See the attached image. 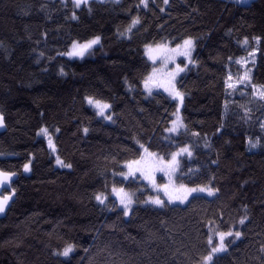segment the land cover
Here are the masks:
<instances>
[{
    "label": "trees",
    "instance_id": "1",
    "mask_svg": "<svg viewBox=\"0 0 264 264\" xmlns=\"http://www.w3.org/2000/svg\"><path fill=\"white\" fill-rule=\"evenodd\" d=\"M96 36L91 56L64 55ZM189 37L194 63L177 80L184 128L168 137L177 101L144 90L145 46ZM244 39L259 49L250 84L263 86L264 0H0V169L17 174L0 264H204L220 232L231 235L210 264H264V98L228 86ZM88 96L108 102L114 121ZM185 145L192 155L181 156L177 180L214 196L159 206L140 192L127 216L112 196L96 201L112 185L146 186L119 176L144 149L168 157ZM67 245L74 250L59 255Z\"/></svg>",
    "mask_w": 264,
    "mask_h": 264
},
{
    "label": "rangeland",
    "instance_id": "2",
    "mask_svg": "<svg viewBox=\"0 0 264 264\" xmlns=\"http://www.w3.org/2000/svg\"><path fill=\"white\" fill-rule=\"evenodd\" d=\"M62 1H66V0H62ZM88 1H90V0H87V2ZM100 1H104V0H100ZM114 1H118V0H114ZM234 1L239 2V3H249L252 0H234ZM83 4L84 3H82L81 5H83ZM96 37H99V36H96ZM94 38L95 37H93V38H91L89 40H92ZM186 39H191L192 42H193V47L191 49L190 58L185 57L183 55H176V54H174L172 52H168L167 55L170 56L171 58L170 59H165L164 56L161 55L158 52V50H157V46L158 45L159 46H164L167 49H174L176 47V45H178V44L173 45L170 42H159V43H150V44H147L145 46V56L151 62V70H150V73L148 74V76L153 72V69L155 68L156 69L157 80H158L157 85H153V84L151 85V91H149L148 89H146L145 88V84L143 83V88L146 91V93H147L148 96L152 95L154 92H156L158 90L164 91L165 93H167L168 95H170L169 92L165 90V87L167 86V74L170 73V72H172L173 70H175L177 65H179L183 69V71H180L175 76V79L172 81V84H174L175 85V88L179 92H181L179 90L178 86H177V80H178L179 76L183 72H185L188 69L189 66H191L194 63L193 55H194V51H195V40H194V38H191V37L186 38ZM89 40H84V41H78V40H76L74 42L77 45H79V44H83V43H85V42H87ZM256 40H258V39L256 38ZM183 41L180 42L179 44L182 45L183 44ZM74 42L71 44V46L69 47V49L64 52V55H66L69 58L84 59L85 57L92 55L93 47L100 42V39H99L98 43L94 44L91 48H89L88 50H86L82 56L81 55H76V54H72V55L69 54V53H73L74 52V48H73ZM239 43L242 46H244L247 49V51H246V54H244L243 56H241L239 59L236 60V64L240 68V71L237 70L235 74H231L230 75L231 76V79L229 80V84L232 85V88H237V90L239 92H243V93L246 92V93H249V94H254V95H257V96L260 95L261 96V92L264 91V88H260V87H264V85L263 86L252 87L253 84H252V81H251V79H252V73H253V68H254V65L256 63L257 56L259 54V49L256 48V47H254V48L250 47L251 44H250V42H249L248 39L241 40V41H239ZM150 56H155V59L150 58ZM60 73H62V74L65 73V71H64L63 68H60ZM245 74L248 75L249 79L248 80H243V81L240 80V77L241 76H244ZM250 82H251L252 85L250 84ZM170 96L174 100L177 101L176 110L173 113V120L172 121L176 120L177 117H179L180 120L183 123V127H180L179 128V131L178 132H175V133L174 132H169V131L166 130L165 133H166V135L168 137L177 135L184 128V122H183L182 114H181L182 102L179 99L174 98L172 95H170ZM88 98H91L93 101H99L101 104H106V105H108V107L107 108H104L103 109V112L101 113V111L97 107V105L95 103H90ZM86 102H87V105H89L90 107H92L93 109L96 110L98 116L103 121H105L107 123H111V122L114 121L113 120V116L109 113V105L110 104L108 102H105V101H102V100H99V99H96V98L90 97V96L86 97ZM172 126L173 125L171 123L166 129H169ZM262 127L264 128V119L262 121ZM42 130L40 131V135H42L45 138H47V140L49 142V145H50V148H51L52 152L55 155L56 164H58V165L62 164L61 159L59 158V156L57 155V153H56V151L54 149V144H53V139L51 137V133L48 130H47L46 133L44 131H42ZM251 144H255V147H252ZM248 147H249V149H252V150L256 149V147H257V141L249 139L248 140ZM179 149H177L176 151H178ZM176 151H174V152H176ZM148 152L155 153V154H157V156L163 157L165 160L170 159V156L166 157V156H164L163 154H161V153H159L157 151L156 152L148 151ZM182 155H184V154H181L180 156H178L179 161L181 160V156ZM141 157H145L146 158L145 151H143V154H142ZM141 157L139 159H137V160H140ZM58 159H59V161H61V163H57V160ZM133 161H136V160H133ZM127 164H126L125 171L119 173V176H121V177H123L125 179L133 178L135 180H141L144 183H146V186H141L138 191L137 190L136 191H131V190H129V189L123 187V186L112 185L110 187V190L109 191H104V192L98 193L99 195H101L102 199L104 200V202L101 203L99 200L96 199V201L98 203L104 205L108 201L109 196H112L116 200L118 206L123 209V205L120 204L119 199L117 197V194L115 192H113V188L114 187L117 188V189L123 188L126 192L132 194L133 203L129 206V213H130V210H131L132 206L134 204H136V202H137V199L136 198L139 197L138 194L140 192H142V193L144 192V196L140 200V202L142 204H153L150 201V197H156V196H159L161 200H163L165 202H168V198L164 195L163 191L162 190H158L156 187H153V184L150 183L148 180L144 179L140 175L139 172H137L135 174V176H125V175H122V173H127L128 172ZM178 170H179V168L176 170V172L174 174L171 175V178L169 176L165 175L164 172H162V171H155L154 174H153L154 175L155 184L156 185H164V184H169L171 182V183H174L177 187L179 185L183 184V183H181V182H179L177 180ZM183 185H185V184H183ZM187 186L189 188H192V187H200V186H203V185H194V186L187 185ZM203 187L212 188L210 186H203ZM212 189L214 190L212 195H209L207 191H205V192H197V193H193V194L189 195L188 198L183 201V203H181L180 200H173L171 203L172 204H184V203H186L188 201V199L191 196L197 195V194H203V195H206V196H214L216 194V190L214 188H212ZM73 250H74V246H73Z\"/></svg>",
    "mask_w": 264,
    "mask_h": 264
},
{
    "label": "snow or ice",
    "instance_id": "3",
    "mask_svg": "<svg viewBox=\"0 0 264 264\" xmlns=\"http://www.w3.org/2000/svg\"><path fill=\"white\" fill-rule=\"evenodd\" d=\"M73 3L75 7H80L82 3H87V0H73ZM140 3L143 4L145 7H147V0H140ZM164 3L167 4L168 0H164ZM73 18H76L75 15H73ZM138 18H134L132 23L133 25L138 23ZM99 37H95L92 40H89L83 44L77 45L75 42L73 44L74 52L69 53L70 55L76 54V55H83L86 50L91 48L94 44L98 43ZM259 39V38H257ZM246 42V41H245ZM193 47V42L191 39H185L183 41V44L176 45L174 49H167L164 46H157L158 52L164 56L165 59H170L171 57L167 55L168 52H172L176 55H183L185 57L190 58L191 55V49ZM150 58L155 59V56H150ZM183 71V69L177 65L176 69L172 72L167 74V86L165 87V90L169 92L170 95H172L174 98L179 99L181 102L183 100V94L179 92L175 85L172 84V81L175 79V76L180 72ZM231 79V76H229V80ZM249 77L247 74L240 77V80H248ZM157 75H156V69H153V72L145 79L144 84L145 88L151 91V85L154 83H157ZM229 87H232L231 84L228 85ZM261 97L264 98V91L261 92ZM90 103H95L97 107L100 109L101 113L103 112L104 108H107L108 105L101 104L99 101H93L91 98H88ZM110 118V117H109ZM3 124V118L0 116V125ZM172 127L169 129H166L169 132H178L180 127H183V123L180 120L179 117H177L176 120L172 121ZM45 133L47 132V129H43ZM251 143V142H250ZM252 147H255V144H251ZM141 147H143L141 145ZM146 153V158L141 157L140 160L136 161H130L127 164L128 172L122 173V175L125 176H135L137 172L140 173V175L148 180L150 183L153 184V187H156L158 190H162L164 195L168 198V202L171 203L173 200H180L181 203H183L184 200L188 198L189 195L197 192H205L207 191L209 195L213 194V189L208 187H192L189 188L187 185H179L178 187L174 183L164 184V185H156L154 180V172L155 171H162L165 175L169 176L171 178V175L176 172V170L180 166V161L178 159V156L181 154L186 153L188 156H191L192 153L187 145L184 147H181L178 151L170 153V159L165 160L163 157L157 156L155 153L148 152L147 149H144ZM57 163H61L59 159L57 160ZM25 170H28V165H24ZM13 173L5 172L3 170H0V184L10 181L11 177L13 176ZM113 192L117 194V197L119 199V202L121 205H123V213L125 216L129 214V206L133 203L132 194L126 192L123 188L117 189L113 188ZM9 197L4 196L0 198V212L4 211L5 204L7 203ZM96 199L99 200L101 203L104 202L101 195H97ZM150 201L153 204L163 206L165 201L161 200L159 196L156 197H150ZM244 220L242 219L240 223H243ZM225 235H231V233H223L220 232L217 234L219 243L217 246L211 248V252L203 257L204 264H210V262L213 260V254L223 251L225 248L224 238ZM236 236H239L240 233L236 232ZM212 236H209L208 243L211 246L212 245ZM73 251L72 245H67L62 252L59 253V255H62L64 257H68L69 254Z\"/></svg>",
    "mask_w": 264,
    "mask_h": 264
},
{
    "label": "water",
    "instance_id": "4",
    "mask_svg": "<svg viewBox=\"0 0 264 264\" xmlns=\"http://www.w3.org/2000/svg\"><path fill=\"white\" fill-rule=\"evenodd\" d=\"M153 85H157V83H154ZM0 116H2V118H3V124L0 125V133H1V132H4L6 130L7 126H6V122H5L4 116L1 114V112H0ZM0 170H2V169H0ZM5 172H8V171H5ZM10 173H12V172H10ZM13 174L14 175L11 177L10 181H6V182L0 184V198H2L4 196H8L9 197L7 203L5 204L4 211L0 212V219L3 218L6 215L9 207L11 206V204L14 201V198H15V195H14L13 192H6V190H8L10 188L11 183L17 177L16 173H13Z\"/></svg>",
    "mask_w": 264,
    "mask_h": 264
}]
</instances>
